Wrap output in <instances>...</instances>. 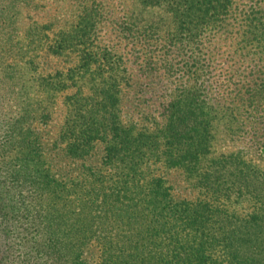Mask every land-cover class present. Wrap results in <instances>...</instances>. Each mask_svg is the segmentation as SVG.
Segmentation results:
<instances>
[{
	"label": "trees",
	"instance_id": "16d2710c",
	"mask_svg": "<svg viewBox=\"0 0 264 264\" xmlns=\"http://www.w3.org/2000/svg\"><path fill=\"white\" fill-rule=\"evenodd\" d=\"M75 1L77 20L55 45L58 54L65 44L79 52L77 64L55 80L56 89L74 86L64 100L66 147L88 154L103 143L108 174L90 173L97 182L83 197L92 221L87 233L72 236L78 229L60 221L65 214L55 207V264H82L80 245L97 229L103 264H221L216 247L226 248L234 264L252 260L240 256L245 251L264 264V168L240 151L206 157L217 120L226 119L231 135L241 136L246 119L264 117V0H136L139 11L120 33L140 44L162 40L161 64L173 78L164 119L150 128L122 120L123 57L114 44L96 40L105 16L101 0ZM16 6L0 3V17L17 13ZM251 148L264 157V142ZM157 163L195 175L202 187L216 183L226 198L247 195L253 210L236 224L209 201L176 199ZM59 186L55 179L56 200L67 191Z\"/></svg>",
	"mask_w": 264,
	"mask_h": 264
},
{
	"label": "rangeland",
	"instance_id": "374dc122",
	"mask_svg": "<svg viewBox=\"0 0 264 264\" xmlns=\"http://www.w3.org/2000/svg\"><path fill=\"white\" fill-rule=\"evenodd\" d=\"M101 2L105 16L96 40L100 45L114 44L123 57L119 85L122 120L136 128L153 127L164 119L163 105L173 79L161 64L163 42L158 38L130 42L120 33L122 22L139 11L136 0ZM0 3L16 4L18 9L8 14L4 10L7 17H0V264H55V207L60 215L65 214L58 215L60 221L78 229L72 236L87 233V223L92 221L83 197L96 181L90 173L108 174L107 165L101 163L103 143L97 142L88 154L67 150L69 134L64 133L63 125L69 110L64 100L74 86L55 88L57 72L64 75L78 62L79 52L69 44L60 54L55 45L59 32L66 35L76 22L79 6L75 0ZM249 120L241 136L231 135L226 119L217 120L207 159L240 151L264 168V157L251 148L254 141L264 142V117L259 112L256 119ZM253 125H257L256 133L250 132ZM154 169L165 177L176 199L209 201L217 209H225L236 224L253 210L247 195L237 197L231 192L229 199L216 183L202 187L195 175L183 169H168L159 163ZM55 179L59 188L67 190L57 200ZM96 231L93 239L80 245L82 264L104 263L103 246L96 240L102 235L100 229ZM257 254L245 251L240 256L252 259L244 264H259ZM214 257L221 264H234L226 248L216 247Z\"/></svg>",
	"mask_w": 264,
	"mask_h": 264
}]
</instances>
